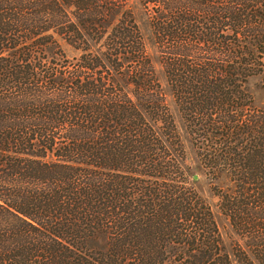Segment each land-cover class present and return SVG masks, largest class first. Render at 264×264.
<instances>
[{
    "label": "trees",
    "instance_id": "obj_1",
    "mask_svg": "<svg viewBox=\"0 0 264 264\" xmlns=\"http://www.w3.org/2000/svg\"><path fill=\"white\" fill-rule=\"evenodd\" d=\"M263 55L264 0H0V264H264Z\"/></svg>",
    "mask_w": 264,
    "mask_h": 264
},
{
    "label": "rangeland",
    "instance_id": "obj_2",
    "mask_svg": "<svg viewBox=\"0 0 264 264\" xmlns=\"http://www.w3.org/2000/svg\"><path fill=\"white\" fill-rule=\"evenodd\" d=\"M60 48L63 51L64 55L68 58H75L80 54L79 51L72 49L71 47L67 46L63 42H60ZM262 64L264 67V55L262 56ZM155 66H156L157 70H159L157 65H155ZM158 76L159 77L161 76L160 71H158ZM259 79L260 78H258V77L252 78L249 81V85H248V90L253 97V102H254L255 106H258L260 103L264 102V90H260L258 88V86L260 84ZM171 111H172L173 116H174V120H175L177 129H178L180 139L183 143V147H184V151H185V155H186L188 164L190 165L191 169L196 171L197 164H196V161L194 158V153H193V149L191 147L190 141H189L188 137L185 135L184 130H183V126H182V122H181L179 116L177 115V113L173 107H171ZM193 176H196V180H193V179L192 180L196 181V187H197L198 192L201 194V196L203 198L206 199V201L212 207L214 219H215V222L219 228V232L223 238V242H224L226 248L229 249L230 245H232L233 241H235V236L231 233L225 219L218 213L216 208L213 206V201H212V198H211V195L209 192V188H208L206 182L204 181L203 177L201 176V174H199L197 172Z\"/></svg>",
    "mask_w": 264,
    "mask_h": 264
},
{
    "label": "water",
    "instance_id": "obj_3",
    "mask_svg": "<svg viewBox=\"0 0 264 264\" xmlns=\"http://www.w3.org/2000/svg\"><path fill=\"white\" fill-rule=\"evenodd\" d=\"M192 179H193V180H196V176H193Z\"/></svg>",
    "mask_w": 264,
    "mask_h": 264
}]
</instances>
